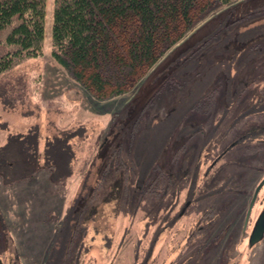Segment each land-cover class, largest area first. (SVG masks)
Here are the masks:
<instances>
[{
	"label": "rangeland",
	"instance_id": "rangeland-1",
	"mask_svg": "<svg viewBox=\"0 0 264 264\" xmlns=\"http://www.w3.org/2000/svg\"><path fill=\"white\" fill-rule=\"evenodd\" d=\"M52 9L43 53L17 67L36 89L0 97V262L264 264V185L245 226L264 177V0L213 9L106 99L53 58Z\"/></svg>",
	"mask_w": 264,
	"mask_h": 264
},
{
	"label": "trees",
	"instance_id": "trees-1",
	"mask_svg": "<svg viewBox=\"0 0 264 264\" xmlns=\"http://www.w3.org/2000/svg\"><path fill=\"white\" fill-rule=\"evenodd\" d=\"M235 1L53 0L51 54L94 97L106 99L125 93L213 9ZM46 6L47 0H0V97L4 99L21 100L36 89L33 76L17 67L43 53ZM216 92V88L208 92L194 107L214 104ZM261 95L264 100V85ZM255 145L253 152L262 144ZM165 176L160 169L146 190L154 191L155 183L164 186Z\"/></svg>",
	"mask_w": 264,
	"mask_h": 264
},
{
	"label": "water",
	"instance_id": "water-1",
	"mask_svg": "<svg viewBox=\"0 0 264 264\" xmlns=\"http://www.w3.org/2000/svg\"><path fill=\"white\" fill-rule=\"evenodd\" d=\"M264 185V177L261 179V181L258 183V185L256 186L253 196L251 198V201L249 203V207L247 209V213H246V218H245V226L247 225V222L249 220V217L251 215L252 212V208L253 205L256 201L257 195L260 191V189L263 187ZM264 235V212L262 215H260V217L257 219L255 226L253 228V231L250 235V242L251 243H255L256 241H258L259 239H261Z\"/></svg>",
	"mask_w": 264,
	"mask_h": 264
},
{
	"label": "crops",
	"instance_id": "crops-1",
	"mask_svg": "<svg viewBox=\"0 0 264 264\" xmlns=\"http://www.w3.org/2000/svg\"><path fill=\"white\" fill-rule=\"evenodd\" d=\"M37 172H38V171H36L34 174L28 175V176H26V177L28 178V177L34 176V175L37 174ZM56 201H57L56 199H53V200L48 201L47 204H46L45 202H42V203H41L40 205H38L37 207H41L43 211H46V210H48V209L51 208V207H56V206H58V205H61V204H59V203H58V205H57V202H56ZM42 205H43V206H42ZM50 206H51V207H50ZM43 213H44V212H43ZM39 216H40V215H39ZM40 217H41V216H40Z\"/></svg>",
	"mask_w": 264,
	"mask_h": 264
},
{
	"label": "flooded vegetation",
	"instance_id": "flooded-vegetation-1",
	"mask_svg": "<svg viewBox=\"0 0 264 264\" xmlns=\"http://www.w3.org/2000/svg\"><path fill=\"white\" fill-rule=\"evenodd\" d=\"M209 211H211V208L208 210V212H209ZM206 212H207V211H205L204 214H206ZM262 214H263V212L260 213V215H262ZM260 215L258 216V218L260 217ZM258 218H257V219H258ZM256 221H257V220H256ZM254 226H255V225H254ZM244 227H245V226H244ZM252 231H253V229H252ZM252 231H251V233H252ZM244 232H245V231H244ZM251 233H250V235H251ZM199 240H202V238L200 237Z\"/></svg>",
	"mask_w": 264,
	"mask_h": 264
}]
</instances>
